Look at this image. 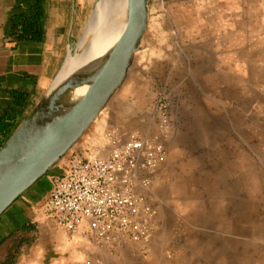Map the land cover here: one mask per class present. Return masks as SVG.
<instances>
[{
  "label": "rangeland",
  "instance_id": "rangeland-1",
  "mask_svg": "<svg viewBox=\"0 0 264 264\" xmlns=\"http://www.w3.org/2000/svg\"><path fill=\"white\" fill-rule=\"evenodd\" d=\"M103 109L75 149L118 130L160 142L166 157L142 190L156 213L146 248L104 249L93 264H264V0H150L143 47ZM66 154L44 182L66 171ZM35 209L36 230L22 235L29 248L67 258L63 248L82 236Z\"/></svg>",
  "mask_w": 264,
  "mask_h": 264
},
{
  "label": "built area",
  "instance_id": "built-area-1",
  "mask_svg": "<svg viewBox=\"0 0 264 264\" xmlns=\"http://www.w3.org/2000/svg\"><path fill=\"white\" fill-rule=\"evenodd\" d=\"M159 107V127L168 130ZM166 157L164 146L134 132L108 130L100 144L72 149L66 171L49 176L41 215L95 248L116 252L124 244L146 248L156 226L155 210L142 192ZM144 253L147 250L144 249Z\"/></svg>",
  "mask_w": 264,
  "mask_h": 264
},
{
  "label": "water",
  "instance_id": "water-1",
  "mask_svg": "<svg viewBox=\"0 0 264 264\" xmlns=\"http://www.w3.org/2000/svg\"><path fill=\"white\" fill-rule=\"evenodd\" d=\"M149 4L150 0H127L126 23L119 38L103 54L60 79L58 74L0 148V216L65 156L122 85L142 47ZM95 5L69 55L83 53L87 41L80 43Z\"/></svg>",
  "mask_w": 264,
  "mask_h": 264
},
{
  "label": "crops",
  "instance_id": "crops-1",
  "mask_svg": "<svg viewBox=\"0 0 264 264\" xmlns=\"http://www.w3.org/2000/svg\"><path fill=\"white\" fill-rule=\"evenodd\" d=\"M26 1L0 0V124L5 125L0 131V147L30 114L75 50L92 5V0H43L42 37L21 39L13 35L11 24L13 15ZM42 179L20 196L18 204L10 206L13 210L0 226V257L15 238L25 234L23 226L34 225L40 217L35 207L43 204L50 188L48 176L46 182ZM20 250L22 257L15 264H93L94 259L103 260L107 256L106 250L95 248L83 236L63 248L67 258H49L47 252L59 251L51 245L45 249L42 244L30 248L24 244ZM28 250L27 257L22 252ZM118 253L122 256L123 251Z\"/></svg>",
  "mask_w": 264,
  "mask_h": 264
},
{
  "label": "bare ground",
  "instance_id": "bare-ground-1",
  "mask_svg": "<svg viewBox=\"0 0 264 264\" xmlns=\"http://www.w3.org/2000/svg\"><path fill=\"white\" fill-rule=\"evenodd\" d=\"M126 3L127 0H97L86 34L80 43L81 45L86 40V47L82 54L67 57L58 79L103 54L112 46L125 27ZM84 91L85 87L79 90L80 93ZM104 112L102 109L100 113Z\"/></svg>",
  "mask_w": 264,
  "mask_h": 264
},
{
  "label": "trees",
  "instance_id": "trees-1",
  "mask_svg": "<svg viewBox=\"0 0 264 264\" xmlns=\"http://www.w3.org/2000/svg\"><path fill=\"white\" fill-rule=\"evenodd\" d=\"M45 20V6L43 0H27L12 17L11 30L14 36L18 38L40 39L43 34ZM4 124H0V131L4 129ZM11 131L8 130L10 136ZM8 138L3 140V145ZM50 172V171H49ZM48 172V173H49ZM47 173V174H48ZM46 174V175H47ZM25 234L36 230L35 225L27 224L23 226ZM28 244L26 237L15 238L11 245L0 257V264H15L20 255L21 247Z\"/></svg>",
  "mask_w": 264,
  "mask_h": 264
}]
</instances>
